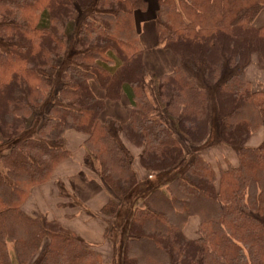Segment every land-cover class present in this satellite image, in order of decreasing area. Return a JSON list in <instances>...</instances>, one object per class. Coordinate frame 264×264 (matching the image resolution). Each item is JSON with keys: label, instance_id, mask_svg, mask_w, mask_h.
Here are the masks:
<instances>
[{"label": "trees", "instance_id": "trees-1", "mask_svg": "<svg viewBox=\"0 0 264 264\" xmlns=\"http://www.w3.org/2000/svg\"><path fill=\"white\" fill-rule=\"evenodd\" d=\"M93 3L0 0V146L8 147L0 153V264H103L95 246L59 220L29 216L22 207L70 156L64 136L73 131L86 136L85 162L97 167L110 194L100 218L120 213L141 183L132 154L111 134L116 123L101 115L122 94L129 118L120 134L141 149V167L181 173L139 191L121 264H264V137L258 148L245 146L264 130V85L253 86L246 75L253 62L264 72V27L256 24L264 0H156L157 43L176 61L158 78L156 110L166 122L152 115L145 90L150 72L135 23L148 0H96L78 28L77 54L62 74L57 101L47 105L71 23ZM225 65L240 71L219 84ZM190 70L216 87L217 142L235 151L236 167L217 173L197 152L210 145L211 97ZM26 131L34 136L22 138ZM194 217L197 238L188 239L184 229Z\"/></svg>", "mask_w": 264, "mask_h": 264}, {"label": "rangeland", "instance_id": "rangeland-1", "mask_svg": "<svg viewBox=\"0 0 264 264\" xmlns=\"http://www.w3.org/2000/svg\"><path fill=\"white\" fill-rule=\"evenodd\" d=\"M93 5L90 6V8H88L86 11H77V15L75 16L73 22L71 23V25L73 26V34L71 35V39L67 45V50L66 52L63 54V56H61L60 58H58L55 62V66L57 68V73L55 75V80H54V84H53V88L50 90V96L47 102V105L55 103L57 101V99L55 98V92L57 90V88L59 87V85L62 82V74L65 70V68L67 66H69L70 64L74 63V57L76 56L77 52L74 49V44L76 42L77 39V31L78 28L80 26V24L82 23L83 19L88 15L91 14V12L93 10H95V2L96 0H93ZM153 23L156 24V20H144L141 23V29L147 28L150 24ZM151 30V28H148L147 31L149 32ZM141 33H143V31L140 30ZM154 43L151 42L150 40V44L144 43L145 48L148 50V55L152 54V50L153 49H158V48H153ZM160 49V48H159ZM163 53H167V52H163ZM166 60V59H165ZM255 61V59H254ZM152 70V69H151ZM188 70V69H187ZM240 71V67L237 66L233 69L228 68L226 65L224 66L223 69V74H222V78L219 82V84L225 82V80L227 78H229L230 76L236 75L238 74ZM246 75H247V79L252 82L254 85L258 87V84H263L264 85V72H261L258 70L257 66H256V62H253L252 65L247 69L246 71ZM156 74H158L155 70H153V74L150 73V76H148L145 80V90H146V95L149 98V100H151L154 105H155V112L153 115L154 118H159L160 120L166 122V116L164 114V111H158L156 110V103H157V99H156V93H157V88H158V76H156ZM190 74L193 78H195L197 85L201 86L202 88H206L207 91L209 92V95L211 97V121H210V128H209V134H208V142L210 143L209 146H211L212 144H217V139H218V120H217V114H216V104H215V98H214V92H215V88H211V87H207L203 80H202V73L199 72V74L196 73V71L190 70ZM258 80V81H256ZM93 90L95 92V94L97 95V97H103L104 93L102 91H99V89L95 86H93ZM118 104H120L119 106L121 107V109H119V112L125 113L124 115H129V109L128 106L129 104L127 102H120L118 100ZM117 101L112 102V105H114L112 108L116 107L117 105ZM42 113V109L40 110ZM103 114H105V111L103 112ZM108 117V116H107ZM126 119V118H125ZM128 120H126L127 122ZM126 122H122L121 124L124 125L126 124ZM32 125V122L30 121L28 127H30ZM110 131L111 134L116 137L119 142L121 144H127L129 145L132 149L131 152H136V150H138L141 154V150L138 149L137 147H135L133 144H131V142L126 139L124 136H122V134H120V129L119 126H114V124H111L110 127ZM31 131H26L24 133V135L22 136V138H27V137H33L31 134ZM71 135H76L75 137H81L84 139L82 144H81V148H83V143L86 140V136L83 134H79L73 131H69L65 134L64 139H65V143H64V147L66 149V151H68V153H70V156L62 161L61 163H64L65 161H68L71 158V152L69 151L70 144L75 145L78 144L80 139H76V138H72ZM257 137H260L261 141L259 143V145L257 147H249V148H258L262 142H263V137H264V130L263 128H260L259 130H257L247 141L246 143V147L248 142H251V139H256ZM82 140V139H81ZM69 141L71 142L69 144ZM207 141V140H206ZM212 143V144H211ZM221 144V143H218ZM251 144V143H250ZM209 146L206 144V142L203 144V146H201L198 149V153H201V156H203V158L210 163V165L213 167L214 171L218 173L219 168L221 169H226L227 165H230L231 167H236L237 166V157H236V153L233 149L229 148L226 145H218L214 148L208 149ZM228 148L232 151L233 155H234V165H231V162H229V160L231 161L230 158V154L226 152V149L224 148ZM203 148V149H202ZM204 149L205 150L203 153L202 151ZM8 150V147H2L0 146V153H4ZM84 151V149H83ZM85 155V152H84ZM226 159V160H225ZM60 163V164H61ZM58 167V166H57ZM56 167V168H57ZM55 168V169H56ZM136 172H137V177L138 180L140 181V188L138 190H135L132 194H130L127 198H125L123 206L121 207L120 213L118 215L115 216V218H113L110 221H106L107 225H106V239L103 246H95V249L99 252V254L101 255V248L106 246L107 250L105 251V253H102V259H103V264H121V251H122V246H123V241L125 239V229L129 220V213L131 214L132 208L134 206V203L136 202V200L139 198V191L144 190V194L149 192L150 190H152L153 188L160 186L163 183H166L169 180H172L173 178L177 177L181 171L180 168H173L170 170H165V171H161L158 173H150L146 170H144L141 165H140V161L136 162V167H134ZM55 169L52 172L51 178L50 180L46 183L48 184L51 180H52V176L53 173L55 171ZM57 184H55V187L57 189V191L55 192V196L57 197L56 202L55 200H53L52 198L49 197L48 191L44 190V192L41 194V188L37 187L35 189L32 190L30 196L28 197V199L26 200L25 204L23 205L22 209L23 211L29 215V216H33V217H39L40 216V212L43 210H47L50 209L51 213H52V217H54L55 215H59L61 218H65V219H70V217H65L64 215H71L73 214L74 211H70V212H64L65 209L63 207L59 208V206L64 205V200L66 198H69L68 201H70V197L69 195L66 194V190L69 189L68 188V184L67 183H63V182H56ZM45 184V185H46ZM141 189V190H140ZM39 193V195H38ZM37 197L39 199H37ZM42 197V198H41ZM63 203V204H62ZM51 205L50 208H47L48 205ZM65 206V205H64ZM69 207L68 205L65 206V208ZM64 209V210H62ZM68 209V208H67ZM40 210V211H39ZM68 211V210H67ZM80 212H85L83 209ZM91 216H93L90 213ZM50 217L51 219H54ZM57 218V217H56ZM194 219H198L197 217H194ZM61 220V219H59ZM199 221V220H197ZM63 223V220H62ZM61 223V224H62ZM200 223V221H199ZM63 225V224H62ZM197 238V236L195 237Z\"/></svg>", "mask_w": 264, "mask_h": 264}, {"label": "crops", "instance_id": "crops-1", "mask_svg": "<svg viewBox=\"0 0 264 264\" xmlns=\"http://www.w3.org/2000/svg\"><path fill=\"white\" fill-rule=\"evenodd\" d=\"M149 1V7L146 13L143 14H136L135 15V23L139 32V39L141 46L143 47V63L147 71H149L151 74H153V70H155L158 74L156 76H164L169 73H171L175 68V57L170 51L162 49L160 46H158L157 43V36L155 31V24L152 23L144 29H141V23L144 20H155L154 11L156 6V0H148ZM256 24L258 26L264 27V11L259 15V17L256 20ZM151 28V30L148 32L147 29ZM143 31V33L140 32ZM150 40L153 45L152 54L148 55V50L145 48L144 43L150 44ZM160 48V49H159ZM167 52V53H163ZM166 59V60H165ZM152 69V70H151ZM258 81V80H256ZM102 98V97H100ZM120 102H127V97L122 94L119 98ZM118 104V101H117ZM129 104V103H128ZM118 104L116 107L112 108L114 105L112 103L107 102L105 114L101 115V120L110 119L114 123H116L117 126L121 127L122 122H126L128 120L129 115H124L125 113H120L119 109L121 107ZM108 116V117H107ZM126 118V119H125ZM72 138L80 139L78 144L72 145L69 141L70 147L69 151L71 152V158L68 161H65L64 163H61L58 165V167L55 169L52 180L46 184L43 185L41 188V194L44 192V190L48 191L49 197L55 200L57 197L55 196V192L57 191L55 184L56 182H63L68 184V188L66 190V194L71 196L70 201H68L69 198H66L64 200V205L69 206L67 208L64 207V212H70L74 211L73 214L67 215L65 214V217H70V219L61 218L63 216L55 215L52 217V213L50 209L43 210L40 212V215L42 217L50 219V217L54 218L55 220H59L62 223L63 220V227L66 230L71 231L72 233L76 234L78 237H80L82 240H84L86 243L93 245V246H103L105 245V239H106V221L100 218L99 212L102 209V207L107 203L109 199V191L107 188L103 186L101 183V180L98 177L96 168L97 167H90L84 159V151L83 148H81V144L83 142V136L81 137H75L76 135H71ZM82 139V140H81ZM260 137H257L256 139H251V142L249 141L247 144V147H257L260 143ZM82 141V142H81ZM81 143V144H80ZM251 143V144H250ZM126 150H128L132 156H133V165L136 167V162L139 161L140 152L136 150V152H131V147L129 145L122 144ZM221 145V144H212L209 146L208 149H211ZM226 152L230 154L231 165L233 166L234 161V155L232 151L226 147ZM139 149V148H138ZM141 150V149H140ZM207 150L204 149L202 153ZM201 155V153H200ZM203 157V156H202ZM226 160V159H225ZM39 195V193H38ZM42 198V197H41ZM37 199H39L37 197ZM77 202L75 204L74 202ZM62 203V204H63ZM51 205L49 204L47 208H50ZM62 209V210H64ZM84 210L85 212H80L81 210ZM68 210V211H67ZM40 211V210H39ZM90 213L93 215L91 216ZM57 217V218H56ZM199 219L191 218L185 229L184 234L188 239H195L197 236V232L199 230ZM109 221V220H107ZM106 224V225H105ZM107 250L106 246L102 247L100 252L101 256L102 253H105Z\"/></svg>", "mask_w": 264, "mask_h": 264}]
</instances>
